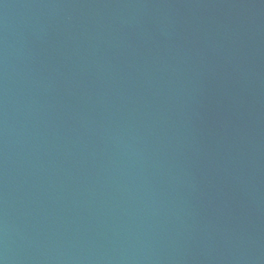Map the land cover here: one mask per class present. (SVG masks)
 I'll return each mask as SVG.
<instances>
[{"label": "water", "instance_id": "water-1", "mask_svg": "<svg viewBox=\"0 0 264 264\" xmlns=\"http://www.w3.org/2000/svg\"><path fill=\"white\" fill-rule=\"evenodd\" d=\"M7 264H264V0H99Z\"/></svg>", "mask_w": 264, "mask_h": 264}]
</instances>
